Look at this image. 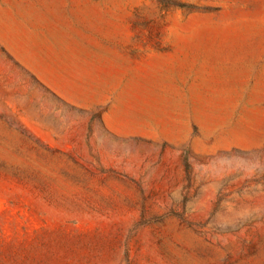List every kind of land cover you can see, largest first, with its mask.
Returning <instances> with one entry per match:
<instances>
[{
  "label": "rangeland",
  "instance_id": "obj_1",
  "mask_svg": "<svg viewBox=\"0 0 264 264\" xmlns=\"http://www.w3.org/2000/svg\"><path fill=\"white\" fill-rule=\"evenodd\" d=\"M28 12L55 72L0 43V264H264V0Z\"/></svg>",
  "mask_w": 264,
  "mask_h": 264
},
{
  "label": "crops",
  "instance_id": "obj_2",
  "mask_svg": "<svg viewBox=\"0 0 264 264\" xmlns=\"http://www.w3.org/2000/svg\"><path fill=\"white\" fill-rule=\"evenodd\" d=\"M59 24V19L45 13L36 15L28 12L20 16L5 15L0 17V43L27 68L36 73L48 72L51 75L55 71L51 67V60L43 52L45 46L43 42L46 39L41 36L37 37L34 31L40 28L44 32L45 27L50 28ZM50 79L61 80V77L53 74ZM53 86L58 85L53 83ZM62 86H64L63 83Z\"/></svg>",
  "mask_w": 264,
  "mask_h": 264
}]
</instances>
